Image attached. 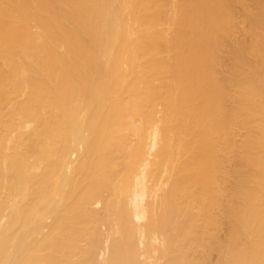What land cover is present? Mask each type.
Returning <instances> with one entry per match:
<instances>
[{"label": "bare ground", "instance_id": "1", "mask_svg": "<svg viewBox=\"0 0 264 264\" xmlns=\"http://www.w3.org/2000/svg\"><path fill=\"white\" fill-rule=\"evenodd\" d=\"M0 264H264V0H0Z\"/></svg>", "mask_w": 264, "mask_h": 264}]
</instances>
